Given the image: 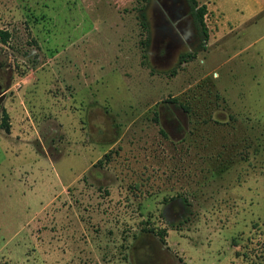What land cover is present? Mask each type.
I'll list each match as a JSON object with an SVG mask.
<instances>
[{"label":"rangeland","instance_id":"rangeland-1","mask_svg":"<svg viewBox=\"0 0 264 264\" xmlns=\"http://www.w3.org/2000/svg\"><path fill=\"white\" fill-rule=\"evenodd\" d=\"M197 1L0 0V264H264V0Z\"/></svg>","mask_w":264,"mask_h":264},{"label":"trees","instance_id":"trees-1","mask_svg":"<svg viewBox=\"0 0 264 264\" xmlns=\"http://www.w3.org/2000/svg\"><path fill=\"white\" fill-rule=\"evenodd\" d=\"M186 1L189 7V12L193 18L194 24L198 29L201 38L205 42L209 37V30L204 19L207 13V6L205 4H200L197 0H186ZM9 35L10 34L7 30L0 29V42L6 43L7 39L9 38ZM0 125L6 132H9V128H10L9 117L4 108L2 109V119ZM149 231H153V230L149 229ZM164 232L165 231H161V232L158 231L156 233L162 241H164L163 239L164 238L163 235L165 234Z\"/></svg>","mask_w":264,"mask_h":264}]
</instances>
